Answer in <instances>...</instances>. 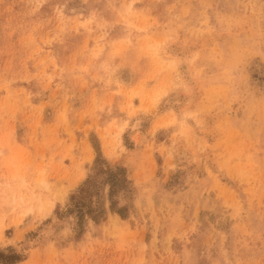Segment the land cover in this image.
<instances>
[{"label":"rangeland","instance_id":"374dc122","mask_svg":"<svg viewBox=\"0 0 264 264\" xmlns=\"http://www.w3.org/2000/svg\"><path fill=\"white\" fill-rule=\"evenodd\" d=\"M95 144L134 192L127 218L79 234L61 214ZM8 247L20 264H264V0H0Z\"/></svg>","mask_w":264,"mask_h":264},{"label":"trees","instance_id":"16d2710c","mask_svg":"<svg viewBox=\"0 0 264 264\" xmlns=\"http://www.w3.org/2000/svg\"><path fill=\"white\" fill-rule=\"evenodd\" d=\"M95 148L98 156L90 175L70 196L67 210L61 214V217L74 216L77 219L79 234L84 233L87 218L96 224L104 221L108 212L118 214L123 219L127 218L130 204L124 203L123 200L134 192L126 168L109 164L103 159L97 144ZM104 165L107 167L104 168ZM25 259V255L13 247L0 249V264H20Z\"/></svg>","mask_w":264,"mask_h":264}]
</instances>
